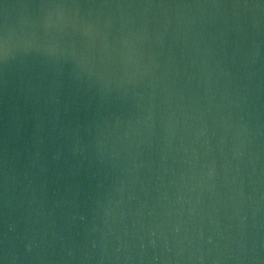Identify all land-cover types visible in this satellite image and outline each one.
<instances>
[{"label":"water","instance_id":"1","mask_svg":"<svg viewBox=\"0 0 264 264\" xmlns=\"http://www.w3.org/2000/svg\"><path fill=\"white\" fill-rule=\"evenodd\" d=\"M0 264H264V0H0Z\"/></svg>","mask_w":264,"mask_h":264}]
</instances>
